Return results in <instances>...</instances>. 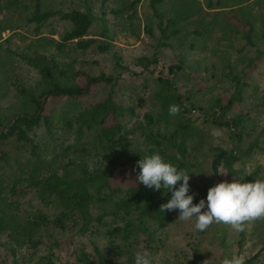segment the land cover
<instances>
[{
	"label": "trees",
	"instance_id": "trees-1",
	"mask_svg": "<svg viewBox=\"0 0 264 264\" xmlns=\"http://www.w3.org/2000/svg\"><path fill=\"white\" fill-rule=\"evenodd\" d=\"M142 1L121 0L122 5L112 12L129 10L125 17L130 18ZM145 5L144 32L155 39L151 51L125 64L114 49L113 70L90 75L74 68L73 62L55 57L69 45L80 52L110 49L108 42L88 37V11L45 8L42 0H0V29L15 15L32 23L35 34L54 18L63 22L60 30L53 31L57 39L39 36L29 40L25 50L11 52L36 72L32 84L17 85L20 99L11 106L17 111L0 114V168L11 160L17 162L2 145L14 142L27 152L25 160L16 163L25 177L11 183L0 179V235L14 257L11 264H121L124 258L126 264H133L135 254L145 249L152 253L153 264H202L205 235L212 232L224 243L223 226L217 230L214 223L201 232L194 227L195 217L185 223L177 219L179 210H160L171 191L149 189L136 181L137 161L159 152L178 170L188 172L193 203L207 202L208 189L218 182L239 179L238 162L258 143L254 137L240 146L246 121L230 111L241 97L242 79L264 58V0H145ZM47 39L53 46L51 53L45 48ZM163 48L170 49V54L160 56ZM160 60L166 63L165 76L155 70ZM127 77L135 84V78L140 81L131 89V98L122 101L116 97V88ZM223 83L229 90L225 101L215 93L207 102L202 100L203 91L212 93ZM96 86L106 87L105 95L77 105ZM54 98L64 102L61 119L71 133L67 143H57L65 156L62 164L56 163V155L39 151L33 138L40 126L51 135L46 103ZM138 100H143L144 108L136 113ZM171 104L181 107L175 116L169 115ZM50 146L49 151L54 150L55 141ZM117 171L129 172L132 183L113 182ZM18 188L29 195L26 205L9 197ZM180 223L182 231L171 247L168 232ZM68 233H99V237L89 240L90 252L81 247L60 258L54 248ZM243 238L244 231L236 230V247ZM262 251L264 237L263 245L244 263H252ZM165 254L172 259L158 258Z\"/></svg>",
	"mask_w": 264,
	"mask_h": 264
},
{
	"label": "rangeland",
	"instance_id": "rangeland-1",
	"mask_svg": "<svg viewBox=\"0 0 264 264\" xmlns=\"http://www.w3.org/2000/svg\"><path fill=\"white\" fill-rule=\"evenodd\" d=\"M42 4L45 8H61L63 10L78 9L82 12L88 11L90 13L91 24L88 29V37L97 38L99 41L104 42V44L108 42V48L110 49L105 52H99L93 48L80 52L79 50L70 49L72 46L69 45L68 47H63L55 56L58 61L65 63L73 62L74 68H81L85 73L90 75H96L100 72L110 73L113 70L111 54L114 49L121 54L122 61L127 64L133 57L149 53L151 46L155 43V39L144 32V25L148 16L145 0L137 4L135 10L136 15L130 18L125 17L129 13V10L124 11L123 14L112 12L119 5H122L121 0H42ZM62 24L63 22L54 18L52 21L45 23L38 33L35 34L32 23L26 24L22 18L15 15L10 17L7 23L0 29V55L3 57V62L0 64V114L10 116L11 113L17 111L11 110V106L20 99L17 92V85L24 84L27 86L28 84H32L36 79L35 70L23 64L15 56H12L11 52L14 50H25L24 45L29 40L39 36L57 39L58 36L53 31L60 30ZM152 34L155 37L157 36L155 30ZM44 42L45 48H49L48 52L51 53L53 46L50 44V41L47 39ZM233 44L236 46L237 42L235 41ZM169 50L163 48L160 56L169 55L171 52ZM165 66V61L160 60L155 70L161 71V74L165 76L166 71L163 68ZM249 70L246 78L242 79L245 83L242 87L241 97L234 102L232 110L230 111L231 114L241 115L246 121V129L240 146L243 148L254 137H256L258 143L257 147H254L250 153L244 155L238 162L236 170L238 171V180L241 182L264 180V58L261 57L258 59L256 64ZM125 79L116 88V97H119L122 101L131 98L133 95L131 89L136 84H139L140 81L138 78H135L137 80L135 84L131 82L129 77ZM106 90V87H94L89 95L83 97L81 103H77V105H84L90 101L100 99L105 95ZM214 93L219 94L222 100L225 101L229 94L227 83L217 84L216 90H213L212 93H209L208 90L203 91L201 98L207 102L209 100L208 98H210L209 96H213ZM44 98L45 96L41 97V99ZM142 102L143 100L137 101L136 113L141 112L142 108H144ZM63 103L60 98H54V100H49L46 103L47 113L51 114L50 136L47 135L44 126L36 128L33 132L34 143L39 146V151H42L44 154L56 155L57 164H62V160L65 158L58 150L57 143H67L71 136V133L64 128L63 120L61 119L62 114L65 112V107L62 106ZM133 103H135L134 100ZM230 113H227V115ZM137 140L138 136L135 137V141ZM54 141L56 147L54 150L49 151L51 148L50 145ZM19 146L20 144L8 142L1 147L10 152L11 159H14L16 156L17 162H22L25 160L27 152L25 147ZM17 162L11 160L10 165L8 164L4 168H0V179L2 178L4 183H11L14 180L20 181L25 177L23 170L18 169ZM93 162L94 160H90V165ZM37 165L39 166L38 163ZM221 176H223L222 173ZM131 177L129 172L117 171L113 182L127 186L132 183ZM23 183L24 181H21V186H23ZM26 192V190L19 191L18 188L16 195L9 197L12 200L15 199L21 202L22 205H26L27 202L25 201L29 197ZM181 225L182 223L176 226L177 228L173 227L169 230L167 238V244L169 246L172 247L175 240H178L179 236L177 232L182 231L180 230ZM186 225L188 224L184 226ZM222 226L227 232L226 237H224V243H220V237L218 238L215 234L213 235L212 232L205 235L204 240L201 241V248H204L206 255L202 264H222L225 258L231 259L233 257H241L244 260L263 245L264 218L251 221L245 226L244 238L240 247H236L234 239L236 230L231 225L220 223L216 224L214 228L219 230L218 228ZM185 229L187 230V228L183 230ZM220 232L223 234L222 231ZM65 236V238L59 239V247L54 248L55 254L60 258H63V255H66L70 250H78L81 247L90 252L91 245L89 240L96 241L99 233L93 236L70 235L68 233ZM43 247L44 245H40L39 250L43 251ZM24 252L23 250L22 253ZM13 258V255L7 249L4 236L0 235V264H11ZM158 258L161 260L166 258L169 261L172 259V256L165 254ZM250 264H264V251Z\"/></svg>",
	"mask_w": 264,
	"mask_h": 264
},
{
	"label": "clouds",
	"instance_id": "clouds-1",
	"mask_svg": "<svg viewBox=\"0 0 264 264\" xmlns=\"http://www.w3.org/2000/svg\"><path fill=\"white\" fill-rule=\"evenodd\" d=\"M168 111L169 115L175 116L181 107L171 104ZM140 151L145 149L141 148ZM180 158L177 154V159ZM137 165L140 171L136 181L149 189L171 191V198L160 205V210H179L177 219L182 221L195 217L194 227L198 231L203 232L214 223L231 225L238 231H244L249 222L264 218V180L220 181L208 189L207 202L200 199L198 203H193V196L188 194V172L178 170L159 152L144 155ZM178 183L179 187H176ZM126 260H121V264H126ZM133 264H153L152 253L147 249L137 252ZM222 264H244V260L241 257L225 258Z\"/></svg>",
	"mask_w": 264,
	"mask_h": 264
}]
</instances>
